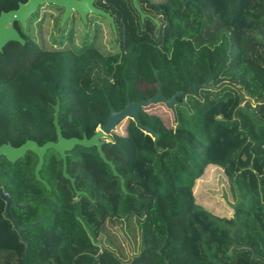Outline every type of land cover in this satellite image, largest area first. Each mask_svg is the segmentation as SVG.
I'll return each mask as SVG.
<instances>
[{
	"label": "trees",
	"instance_id": "16d2710c",
	"mask_svg": "<svg viewBox=\"0 0 264 264\" xmlns=\"http://www.w3.org/2000/svg\"><path fill=\"white\" fill-rule=\"evenodd\" d=\"M184 2L138 0L155 23L141 21L129 0H95L94 7L112 17L115 34L105 18L95 22L88 14L83 23L74 12L57 39L49 29H38L28 51L0 58V80L30 81L27 93L0 83V102L8 101L4 115L12 124L23 123L24 140L38 143L56 139L52 105L59 104L62 137L89 138L105 123L108 104L115 111L124 108L126 85L131 102L153 96V71L167 98L205 83L210 74L213 87L228 82L199 88L172 109L163 103L140 107L139 122L149 130L127 119L123 132H113L101 146L117 175L94 147L75 146L66 173L78 196L53 150L39 172L49 190L35 181L37 157L28 151L6 172L16 203H28L23 210L11 207V214L20 225L42 216L45 221L23 231L29 244L25 261V245L2 216L0 201V264H264L247 248L233 246L234 240L246 243L264 255L255 248L264 249V2ZM61 14L62 9L57 23ZM87 55L98 60L104 80L83 92L77 81ZM207 166L221 168L236 185L235 219L216 220L196 202L193 184ZM142 212L139 252L129 263L92 242L106 219L127 221Z\"/></svg>",
	"mask_w": 264,
	"mask_h": 264
},
{
	"label": "water",
	"instance_id": "95a60500",
	"mask_svg": "<svg viewBox=\"0 0 264 264\" xmlns=\"http://www.w3.org/2000/svg\"><path fill=\"white\" fill-rule=\"evenodd\" d=\"M94 1L95 0H29V2L21 6L19 12L16 13V16L21 19V16L25 15H30L33 13L35 10L37 4H42V3H50L54 4L55 6L62 7L64 9V12L62 14V18L60 20L61 25L64 24L66 19L69 17L71 12L77 13L81 20L83 22H86V16L88 14H94L98 15L100 17H103L107 20V22L110 24V27L115 34L116 29H115V24L112 19V17L104 12L103 10H100L96 7H94ZM133 8L137 12V14L140 16V19L143 21L144 18L150 17L146 14H144L138 4V0H130ZM189 1L185 0L184 4ZM264 2V0H261ZM10 17V16H9ZM153 19V18H152ZM154 20V19H153ZM156 23V20H154ZM8 40H14V41H19L22 43V41L17 37L13 36L10 33L6 35L5 37H2L0 39V45L4 43L5 41ZM154 72V78L157 82V90L153 94V96L146 98V99H140L134 102H131L128 97V88L126 85V105L124 106L123 109L119 111H115L110 104H108V110L109 114L105 120V123L102 125H99L95 133L87 138L83 136L82 138H64L61 135V130L58 125V111H59V104L56 103L53 106V113H52V125L54 127V133H55V141H47L43 143L42 145H38L35 141L33 140H28L24 144H22L18 148H13L11 146H0V156L5 157V159L11 163L15 162L17 159L22 158L25 154L26 151H29L33 153L37 157V163L34 167V177L35 180L43 184L46 188V190H49V186L47 183L42 180L39 176V172L42 168L43 162H44V156L48 150H53L61 159L62 161V175L64 178L68 179L70 181V184L72 188L75 191V195L78 196L81 192L76 191L74 187V181L72 178L68 176L66 173V155L75 147V146H80L83 148H92L94 147L96 149V152L99 156V158L103 161L104 164L110 167L114 175H117L114 165L112 162L108 161L102 150L101 146L105 141H110L112 138V132L115 131L116 126L124 119H131L133 120L139 127L142 129L149 130L148 127L142 126L139 122L138 118V112L140 107H147L150 104H157V103H163L167 109H172L173 106L177 103V99L182 100L181 105H184V98L187 95H192V96H197V92L199 88L202 89H219L222 87L224 84H228V82L224 81L221 82L219 85L216 87L212 86V81H213V74H210L206 80L205 83L200 84V83H194L193 85H189L188 89L183 91V92H175L170 98L165 97L162 92H161V83L157 79L156 71ZM241 100H247L248 98L244 96L243 93H240ZM120 178V187L124 191V186H123V179ZM0 196L1 198L5 201V207L3 210V217L7 219L11 225H12V230L15 231L19 237V241L24 243L25 245V251H24V258L25 261L28 256L29 252V244L27 240L23 236V231L27 228H36L37 224L41 222L40 220L34 221L32 223L24 224L22 226H18L15 220L12 218V216L9 213V206L12 204L15 207L21 209L24 208L25 206H19L16 204L14 201L9 200L8 198L2 196V193L0 191ZM93 243H95L96 246H100V243L98 241L92 240ZM235 244V243H234ZM241 247V246H238Z\"/></svg>",
	"mask_w": 264,
	"mask_h": 264
},
{
	"label": "rangeland",
	"instance_id": "374dc122",
	"mask_svg": "<svg viewBox=\"0 0 264 264\" xmlns=\"http://www.w3.org/2000/svg\"><path fill=\"white\" fill-rule=\"evenodd\" d=\"M90 20L103 22L98 15L90 14ZM159 22V21H158ZM85 23V22H83ZM108 34V30L106 29ZM59 36L56 35L55 38ZM52 38V37H51ZM64 41L61 35L60 42ZM53 45V42H49ZM82 74L78 78V86L81 91L86 92L94 83H101L104 80L101 65L93 55H87L80 61ZM38 89H32L36 92ZM39 97L43 96L39 92ZM172 118L171 115H168ZM127 119L122 120L115 128L116 132H123ZM0 127L13 128L15 132L25 133L23 124L12 125L5 119L0 120ZM114 131V132H115ZM113 134V132H112ZM76 156V154H74ZM12 189V188H11ZM193 193L196 202L202 206L216 220H227L233 217L235 204L239 201V193L233 181L229 180L216 166H207L202 175L193 184ZM21 210H23L21 208ZM144 212L132 214L127 221L117 219H106L99 229L97 241L101 248L110 251L120 262L129 263L130 260L139 252V230L137 222L142 221Z\"/></svg>",
	"mask_w": 264,
	"mask_h": 264
},
{
	"label": "flooded vegetation",
	"instance_id": "af4514ba",
	"mask_svg": "<svg viewBox=\"0 0 264 264\" xmlns=\"http://www.w3.org/2000/svg\"><path fill=\"white\" fill-rule=\"evenodd\" d=\"M28 2H29V0H0V39L2 37H5L6 35H8V33H10L13 36L14 35L17 36L22 41V43H20L19 41L8 40V41H5L4 43H2L0 45V58L13 56L14 54H16L18 52L28 51L27 50L28 49L27 44H28V40L30 38V35H32V34L35 35L38 32V29H44V28L49 29V32H50L49 35L52 38H55L56 35H58L59 28L61 26H63L65 24V22L67 21V19L74 13V12H71L69 17L64 22V24L61 25L60 20L62 18V14L64 12V9L62 7L55 6L54 4H50V3H42V4L39 3V4H37V6H36V8L32 14L25 15V16L22 15L21 19H19L16 16V13L19 12L21 6L26 5ZM61 9H62V14L58 18L59 21L57 23V21H55V16L57 17L60 14ZM144 14H146V13H144ZM146 15L152 16V14H149V13H147ZM151 16L149 18H152ZM155 17H156V19L161 18L160 15L155 16ZM46 19L48 20V25L45 27V20ZM48 46H50V43H48ZM52 46L55 47V44H53ZM0 83L6 84V85L17 84L20 86L21 91L27 93L28 92V84H30V81L28 79L0 80ZM10 89L15 90L16 88L11 87ZM5 102H8V101L0 102V120L5 119L8 123L12 124L11 122H9V118L4 115L6 113L5 112V110H6V106H5L6 103ZM51 107H53V105ZM18 124H23V123L22 122H20V123L15 122L14 123V125H18ZM28 140H32V139H25L24 140V133L20 134V132H15V130L13 128L8 129L7 127H0V146H11L13 148H18ZM33 141H35V140H33ZM35 142L39 146L42 145L43 143H45V142L38 143L37 141H35ZM73 149L66 155V158L68 155H70L72 153ZM27 152L28 151H26L25 154ZM25 154H24V156H25ZM58 158H59V156H58ZM19 159H21V158H19ZM19 159H17L15 162L11 163V162L7 161L5 159V157L0 156V191L2 193V196L8 198L11 201H14L15 203H16L15 198H16L17 192H14L13 189H11V184H10L9 180L7 179L6 172H9V173L12 172L14 170L13 167H15L16 165H19ZM2 166H3V169L1 168ZM33 176H34V173H33ZM34 180H35V177H34ZM0 201H2L3 210H4L5 201L1 198V196H0ZM16 204H18V203H16ZM18 205L19 206H25L24 208H22V209H25L26 206L28 205V203L18 204ZM11 207L16 208L17 210H21V209H19V208L15 207L14 205L11 204L9 206V213L11 216H12L11 213H13L11 211ZM2 216H3V211H2ZM12 218H13V216H12ZM40 219H41V221H45L44 216H42ZM40 219H38V220H40ZM232 219H235L234 214H233ZM35 221H37V220H35ZM15 222H16V220H15ZM16 223L18 226L28 224V223H24V224L20 225V224H18V222H16ZM11 227H12V225H11ZM236 229H237V226L234 225L233 231H232L233 236H234L233 233H234V231H236ZM262 238L264 241V237H262ZM245 241L251 245L254 244L252 239L248 240V237L245 238ZM233 246L235 248H238V249L247 248V250H249L250 255L252 257H257L260 260L264 261V255L263 254H255L254 251L252 250V247H250L246 243H238L237 244L234 240ZM238 246H241V247H238ZM255 248L258 252L264 253V249H261L262 251H260L259 247L255 246Z\"/></svg>",
	"mask_w": 264,
	"mask_h": 264
}]
</instances>
